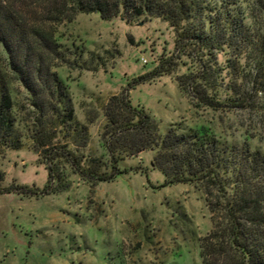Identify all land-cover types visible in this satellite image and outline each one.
Returning a JSON list of instances; mask_svg holds the SVG:
<instances>
[{
  "label": "rangeland",
  "instance_id": "374dc122",
  "mask_svg": "<svg viewBox=\"0 0 264 264\" xmlns=\"http://www.w3.org/2000/svg\"><path fill=\"white\" fill-rule=\"evenodd\" d=\"M9 1L30 34L46 36L60 46L59 55L50 53L47 59L68 88L76 118L89 127V154H107L101 109L125 90L130 91L132 104L152 117L162 135L170 128L202 131L264 153L260 99L250 111L216 112L182 91L179 78L196 74L208 59H200L191 49L176 51V33L168 23L148 18L133 23L122 18L103 21L98 14H79L70 22L71 12L59 11L60 2L55 6L53 0ZM242 3L247 27L264 40V9L258 0ZM166 58H173L170 75L133 86L134 80L152 73ZM228 59L220 55L219 63L228 65ZM7 62L0 43L2 70ZM236 66L245 75L240 81L243 87L251 90L254 70L246 68L248 60ZM228 72L223 73L227 81ZM6 76L18 105L27 110L25 90L13 75ZM30 113H22L28 126ZM95 116L98 119L89 124ZM24 134L20 150L0 146L2 186L43 190L47 166ZM155 156V151H146L127 158L121 164L125 173L97 186L70 175V189L57 195L0 194V264L208 263V237L218 216L212 211L216 199L211 203L199 185L164 187L166 178L154 168ZM219 221L226 226L224 220Z\"/></svg>",
  "mask_w": 264,
  "mask_h": 264
},
{
  "label": "trees",
  "instance_id": "16d2710c",
  "mask_svg": "<svg viewBox=\"0 0 264 264\" xmlns=\"http://www.w3.org/2000/svg\"><path fill=\"white\" fill-rule=\"evenodd\" d=\"M58 2L59 11L71 12L70 22L79 14H98L103 21L148 18L168 23L176 33V51L191 49L208 59L196 74L179 78L180 88L193 101L216 112L250 111L258 99L264 108V40L247 27L242 0H53L52 5ZM258 3L264 9V0ZM18 13L9 0H0V43L8 57L6 68H0V146L20 150L27 132L47 166L48 181L43 190L4 188L0 170V194L57 195L70 189V175L94 186L113 182L125 173L121 164L127 158L155 151L154 168L164 174V187L199 185L211 203L216 199L212 211L218 216L208 237L205 264H264V153L202 131L170 128L162 135L125 90L101 109L107 154H89V127L76 118L68 88L47 59L50 53L59 55L60 46L37 33L35 38ZM220 55L229 56L228 65L219 63ZM244 58L246 68L254 70L251 90L243 87L245 75L236 66ZM172 61L163 59L133 86L170 75ZM7 73L27 94L31 126L22 118L27 110L18 105ZM98 117L90 118L89 124Z\"/></svg>",
  "mask_w": 264,
  "mask_h": 264
},
{
  "label": "built area",
  "instance_id": "2783aa9c",
  "mask_svg": "<svg viewBox=\"0 0 264 264\" xmlns=\"http://www.w3.org/2000/svg\"><path fill=\"white\" fill-rule=\"evenodd\" d=\"M144 62L147 64V61L146 60H144Z\"/></svg>",
  "mask_w": 264,
  "mask_h": 264
}]
</instances>
